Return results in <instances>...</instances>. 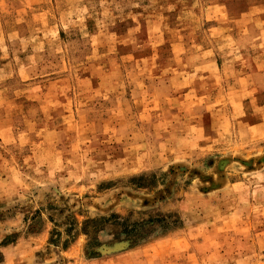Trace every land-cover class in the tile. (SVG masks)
<instances>
[{
	"label": "rangeland",
	"instance_id": "1",
	"mask_svg": "<svg viewBox=\"0 0 264 264\" xmlns=\"http://www.w3.org/2000/svg\"><path fill=\"white\" fill-rule=\"evenodd\" d=\"M0 264H264V0H0Z\"/></svg>",
	"mask_w": 264,
	"mask_h": 264
}]
</instances>
